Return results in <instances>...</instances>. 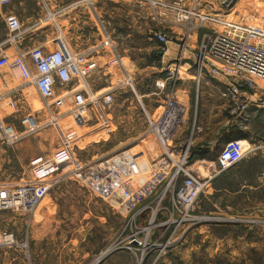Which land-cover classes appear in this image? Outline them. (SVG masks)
Masks as SVG:
<instances>
[{
	"label": "rangeland",
	"instance_id": "374dc122",
	"mask_svg": "<svg viewBox=\"0 0 264 264\" xmlns=\"http://www.w3.org/2000/svg\"><path fill=\"white\" fill-rule=\"evenodd\" d=\"M21 1L25 2L23 7H20ZM152 1L166 3L176 1L184 11L195 9V7L198 9L196 2L190 5L187 0ZM214 3L218 10L224 13L223 16L218 15L220 18L264 33V0H215ZM198 11L206 14L200 9ZM8 13L15 14L21 20L23 27L19 34L9 32L5 23V16ZM49 14H52L50 0H10L8 5H0V56L9 58V65L2 70L1 76H5L10 82L7 84L9 89L14 86L16 80L28 84L26 85L28 89L24 92L7 96V89L0 90V120L11 124L17 131V140L14 143L0 144V187L14 188L31 182L30 160L36 156H49L58 147L64 146L72 152L76 164L64 168L53 178L52 189L37 209L94 207L111 208L120 214H125L132 207L126 221L119 220V245L121 246L122 241L132 233H137L149 246L146 250L134 251L137 257L120 251L119 264H264V187L259 193L258 201H243L239 194L228 193L231 191L221 192L223 187L233 190L231 193L237 192L242 181L241 176L244 177L242 170L238 167L219 173L217 158L222 149L217 153L203 154L206 163H216L205 165L216 166L217 169L212 176L218 175V181L212 187L207 186L197 202L193 215L199 220L197 224L187 223L186 226L177 230L171 194L168 193L163 201L159 198V195L166 190L174 164H159L162 153L154 136L148 131L142 107L134 93L122 83L127 76L132 79L134 85L136 83L133 76L135 69L129 64L130 60L137 61L140 66L146 64V61L150 63L155 61L158 65V62L164 60V57L155 56L161 51V46L156 40L103 41L100 44V49L106 46L110 48L111 59L108 61L105 58L95 59L97 67L101 69L97 71L96 77L87 80L86 84L91 85L90 89L98 94L112 93L115 102L110 110L99 105L92 106L91 117L94 116V118L85 128H78L75 125L73 120L75 114L69 104L66 103V106L60 109L46 107L34 85L28 82L30 78L22 65L19 66L22 68L23 78L19 80L15 78V72H21L18 66V63L21 64L19 53H27L31 48L38 46L52 50L63 49L65 41L61 22H58V25H51L55 33L53 37L31 39V33L38 30H34L33 24H43L41 32H45L50 26L49 24L46 27L45 23H53ZM192 25H187V28L190 30ZM214 29L233 35L232 32L221 27L214 26ZM192 33L190 39L184 40L185 42L182 41L183 38L176 40L166 35L171 38L169 48L175 45V49L178 48L179 54L183 53L184 57L182 61L177 60V66L172 68H180V78L184 82L194 81L193 89H196L199 95L201 85L196 84L199 71L192 62V53L197 45H200L201 38L204 35L211 36V32L202 29ZM184 43L186 48H183L181 52L179 46ZM258 44L264 46V40L259 41ZM148 49L152 50L150 58L147 56ZM6 50H8L7 53H5ZM26 59L29 60L28 57ZM172 63H175V59L166 61L165 69ZM165 69L159 73L160 78L152 75L150 80H143L142 84L135 86L140 95L143 91L150 94L142 98L141 102L152 118L162 109L167 94L166 89L159 92L155 86L160 79L165 78L167 74ZM206 77L210 79L207 75L201 79ZM175 98L180 102L187 101L181 90L176 92ZM26 115L34 117L37 123L34 131L25 130L21 124V119ZM198 124L203 123L186 117L185 124L178 131L177 142L182 146L190 147L193 138L191 135L198 133L201 138H205V142L210 140L214 143L224 130L220 119H215L210 126L205 122V128L201 126V129ZM193 126L196 128L195 131ZM80 136H83L82 140L79 139ZM127 151L136 163L139 174L126 181V188L118 192L111 204L95 196L83 182H79L71 175L73 168L100 166L116 154ZM189 156L190 163L193 154L189 152ZM173 158L176 161L181 160L179 154L173 155ZM160 165H163L166 171L162 170ZM178 165L183 166V164ZM191 165L193 164H184L183 167ZM252 165L250 178L264 176V158L256 159ZM254 166L259 169L255 171ZM160 171V179L164 178L161 184L149 187L148 190L152 189L151 195L134 203L135 197L142 196L138 193L141 189L140 182L156 177ZM196 177L201 179L203 175ZM182 179L183 174L180 173L171 187L175 189ZM222 183L226 185L223 186ZM209 188L212 189L209 191ZM136 192L138 194L134 195ZM131 193L133 194L129 198ZM91 194L95 196L94 200ZM128 217L131 218L130 224H127ZM16 222L13 213L0 216V264H11L8 259H14L21 252L26 254L25 250L15 245H2L1 240L5 234H13L16 244L28 243L29 247L30 224ZM151 222L159 225L160 228L148 234L146 229ZM169 242L171 243L168 244Z\"/></svg>",
	"mask_w": 264,
	"mask_h": 264
},
{
	"label": "built area",
	"instance_id": "2783aa9c",
	"mask_svg": "<svg viewBox=\"0 0 264 264\" xmlns=\"http://www.w3.org/2000/svg\"><path fill=\"white\" fill-rule=\"evenodd\" d=\"M10 0H0L1 6L9 4ZM153 8H160L171 14L173 25L184 30L182 41H188L192 36V31L205 29L211 32V36L204 35L200 45L192 53V62L199 71L196 84H202L203 76H209L220 84V96L228 103L231 114H236L238 109H243L247 104L264 105V46L259 41L264 40V33L246 26L233 24L232 22L220 18L215 14L200 13L198 9L181 10V6L176 3L151 1ZM53 21L54 15L49 14ZM5 23L11 34H19L23 24L13 13L5 16ZM193 24L190 30L187 25ZM215 27L232 32H218ZM187 32V33H186ZM156 41L161 46V58L169 51L171 38L164 32L155 34ZM108 41V40H107ZM184 41V42H185ZM182 52L186 48L185 43L179 46ZM19 61L37 93L43 98L46 107L60 109L71 106L75 125L78 128H85L91 120V107L99 105L106 110H110L114 105L115 98L112 93L98 94L88 87L87 80L98 70L97 63L83 54L73 53L64 43L62 50H52L48 47L38 46L28 50L27 53L18 54ZM29 58L27 60L26 58ZM174 60V59H173ZM184 60L183 53L175 58V63L170 64L165 72V78L156 83L159 92L167 90L162 109L152 118L144 109L141 96L137 94L136 87L132 79L127 76L123 80V85L129 87L134 93L138 103L146 116L148 131L154 136L162 155L159 164H174V170L170 174L166 190L159 195L161 201L171 194L173 199V215L176 220L177 230L191 223H198L197 217H193L196 205L207 187V181L194 176L184 164H190L188 145L182 146L177 142L178 131L185 124L188 117L187 107L175 98L177 86L180 81V68L176 61ZM27 62H31L35 74L28 70ZM9 65V58L0 56V90L5 89L2 82L1 72ZM20 75L22 77V68ZM23 78V77H22ZM195 82L193 81V84ZM160 84V85H159ZM1 100V97H0ZM241 102H246L244 105ZM21 124L27 131H34L37 123L33 116L26 115L21 119ZM193 130L196 128L193 126ZM193 136V135H191ZM17 140V131L11 124H6L0 120V144L8 145ZM250 147L243 142H232L222 148L218 155L219 173L226 172L238 165L248 154ZM179 154L181 160L176 161L173 155ZM31 182L19 187H0V216L6 213L26 212L28 214L37 210L48 196L53 187V178L64 168L73 166L75 163L72 152L67 147H58L55 152L47 156H36L30 160ZM96 164V163H90ZM136 163L127 152L116 154L110 160L100 166L89 168H73L71 175L74 179L83 184L98 198L111 204V201L121 190L126 188V181L139 174ZM177 164V165H175ZM178 164H183L179 166ZM164 170L163 165H160ZM166 171V169L164 170ZM183 174V179L174 189L177 176ZM161 171L156 177L140 182L139 197H135V202L142 201L151 195L149 187L158 186L164 180L160 179ZM158 176V177H157ZM137 192L134 195L138 194ZM133 193L129 194V198ZM131 209H133L131 207ZM132 218V216H131ZM131 218L128 217L127 224ZM128 227V226H127ZM160 228L151 222L146 231L148 234L152 230ZM137 233H132L127 237L130 246L139 251L146 250L148 243L141 239ZM2 245H15L25 250L29 254L28 243L16 244L13 234H5L2 238ZM169 242L168 244H170Z\"/></svg>",
	"mask_w": 264,
	"mask_h": 264
},
{
	"label": "crops",
	"instance_id": "0c3cea01",
	"mask_svg": "<svg viewBox=\"0 0 264 264\" xmlns=\"http://www.w3.org/2000/svg\"><path fill=\"white\" fill-rule=\"evenodd\" d=\"M151 1L50 0L51 12L54 15L53 23H45L46 27L50 24L45 32H41L43 24H33L34 30H38L31 33V39L53 37L55 33L52 31L51 27L53 26L51 25H58V22H61L66 46L73 53L83 54L93 61L97 58H105L107 61L111 59L110 48L108 49L106 46L100 49V44L107 40L114 42L151 41L156 40L157 32H164L176 40H181L185 34L184 30L173 25L170 13L160 8H153ZM187 2L190 5L196 2L197 8L206 14L217 16L224 14L218 10L214 3L215 0H187ZM20 5L23 7L25 2L21 1ZM195 35L197 36V34ZM151 52L152 50H147L149 58ZM177 55L178 48L176 50L174 45L171 49L169 48V54L164 56V60L158 62L159 66L155 64V61L154 63L146 61V64L140 66L137 61L130 60L129 64L135 69L133 73L135 86L138 87L143 80H150L152 75H157V78H160L159 73L165 69L166 61L175 59ZM27 65L29 72L34 75L35 70L31 62H27ZM100 69L98 67V70ZM97 71L90 80L96 77ZM188 75L191 76V73L188 72ZM15 78L18 80L22 78L17 71ZM2 81L6 86L5 91L8 90L6 96L28 89L27 82H17L16 80L14 86L9 89L7 84L10 82L5 76L2 77ZM180 82L182 83L178 84L176 92L181 90L183 97L187 99L182 103L188 109V118H193L198 122L202 121V125L198 124L200 129L201 126L205 128L206 124L210 126L215 119H220L224 125L222 134L214 143L210 140L205 142V138H201L198 133L193 135L190 146V152L193 154L190 163L193 165L189 167V170L196 176L203 175L201 179L207 181L208 187H212L218 181V175L212 176L217 168L215 165L205 164L216 163H206L203 154L206 152L217 153L232 142L247 143L250 153L235 166L241 169L244 174V177L241 176L240 188L235 193H231L233 190L226 187L220 191L239 194L243 201H258L259 193L264 187V176H255L254 178H250V176H252L253 167L251 165L253 162L258 158H264V105L260 102L247 104L245 108L238 109L237 113L233 115L228 103L220 96L221 87L217 81L208 77L203 79L199 95L196 89H193V82ZM87 85L91 88V85ZM137 94L141 98L150 96L144 91L141 95L138 92ZM262 101L264 102V97H262ZM245 103L241 102L242 105ZM93 118L94 116L89 122ZM82 138L83 136L79 137L80 140ZM258 169L254 166L255 171ZM222 185L226 184L222 183ZM211 189L209 188V191ZM91 198L94 200L95 196L91 194ZM131 211L130 208L127 213L120 214L115 209L93 207L45 208L37 209L30 214L26 212L13 213L17 220L16 223L30 224L29 255L21 252L20 255L14 259H8V261L11 264H119L120 251L134 254L137 257L134 251L138 249L130 246L127 237L122 241L121 246L118 242L119 220L125 222ZM255 215L257 216V212Z\"/></svg>",
	"mask_w": 264,
	"mask_h": 264
},
{
	"label": "trees",
	"instance_id": "16d2710c",
	"mask_svg": "<svg viewBox=\"0 0 264 264\" xmlns=\"http://www.w3.org/2000/svg\"><path fill=\"white\" fill-rule=\"evenodd\" d=\"M161 53H162V52H161V51H159V52H157V53H156V55H155V56H157L158 58H160V57H161ZM155 56H154V58H155Z\"/></svg>",
	"mask_w": 264,
	"mask_h": 264
},
{
	"label": "bare ground",
	"instance_id": "6f19581e",
	"mask_svg": "<svg viewBox=\"0 0 264 264\" xmlns=\"http://www.w3.org/2000/svg\"><path fill=\"white\" fill-rule=\"evenodd\" d=\"M228 36H230V34H228ZM169 54V51L167 52V54L165 56H167ZM177 57V56H176ZM247 144V143H246Z\"/></svg>",
	"mask_w": 264,
	"mask_h": 264
}]
</instances>
